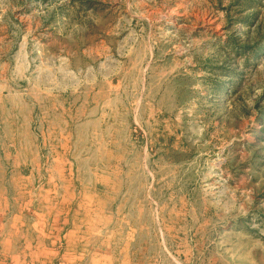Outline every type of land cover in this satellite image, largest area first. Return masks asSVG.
<instances>
[{
  "label": "rangeland",
  "instance_id": "obj_1",
  "mask_svg": "<svg viewBox=\"0 0 264 264\" xmlns=\"http://www.w3.org/2000/svg\"><path fill=\"white\" fill-rule=\"evenodd\" d=\"M0 212L78 264H264V0H0Z\"/></svg>",
  "mask_w": 264,
  "mask_h": 264
},
{
  "label": "crops",
  "instance_id": "obj_2",
  "mask_svg": "<svg viewBox=\"0 0 264 264\" xmlns=\"http://www.w3.org/2000/svg\"><path fill=\"white\" fill-rule=\"evenodd\" d=\"M33 215L31 212H0V264H78L77 257L64 252L60 228L48 226ZM25 216L32 222L36 234L33 239L22 232L27 226ZM32 250L39 253L36 259L32 257Z\"/></svg>",
  "mask_w": 264,
  "mask_h": 264
}]
</instances>
